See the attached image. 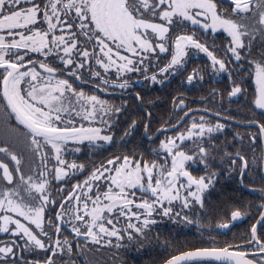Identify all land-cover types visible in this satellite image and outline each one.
Masks as SVG:
<instances>
[{
	"label": "snow or ice",
	"instance_id": "6c2138e0",
	"mask_svg": "<svg viewBox=\"0 0 264 264\" xmlns=\"http://www.w3.org/2000/svg\"><path fill=\"white\" fill-rule=\"evenodd\" d=\"M177 76L221 86L161 107ZM0 237V264H264V0H0Z\"/></svg>",
	"mask_w": 264,
	"mask_h": 264
},
{
	"label": "flooded vegetation",
	"instance_id": "af4514ba",
	"mask_svg": "<svg viewBox=\"0 0 264 264\" xmlns=\"http://www.w3.org/2000/svg\"><path fill=\"white\" fill-rule=\"evenodd\" d=\"M220 41L217 40L216 43H219ZM201 61L196 60L194 63H199ZM180 80L181 77L177 76L174 80H172L171 84H165L163 87H158L157 89L153 90L154 95H159L162 98L163 103L161 105H165L162 107H170L171 103V94H175L176 91L184 92L188 95L190 101L193 103L199 98V96L205 94L210 88L212 87H220L221 85L217 84L214 80L205 79L202 86L196 85V86H189V88H182L180 87ZM166 98V99H165ZM243 100V97H241V100H233L231 103L232 111L228 112L227 115L229 116H236L238 120L243 121L242 119H250L251 117L249 115L244 114V109L241 107V101ZM193 103H190V107L193 106ZM229 104L226 101L225 102V108H228ZM228 122V121H226ZM233 126H238L235 124H232ZM231 127V130H235ZM231 130L227 133V135H231ZM243 130V129H241ZM235 183V181H233ZM238 191V189H237ZM248 193H244V199H248ZM245 224L248 223V221L244 222ZM162 227V226H161ZM244 227V224H238L236 228L232 230V232H229L227 236H221L220 239H228L232 236L234 232L241 231ZM194 229L191 231H186L188 233H194ZM206 235H215V233H206Z\"/></svg>",
	"mask_w": 264,
	"mask_h": 264
},
{
	"label": "trees",
	"instance_id": "16d2710c",
	"mask_svg": "<svg viewBox=\"0 0 264 264\" xmlns=\"http://www.w3.org/2000/svg\"><path fill=\"white\" fill-rule=\"evenodd\" d=\"M162 106H165V105H161V107H162ZM242 120H243V121H246V119H242ZM232 128H233V129H236L237 126H233ZM245 193H246V192H245ZM161 228H162L165 232H167V230H168V224H164V225H162ZM158 230H160V229H158ZM185 236H187L188 240L191 241L190 244H186V245H185V248H187V247H201V246H206V245H204V244H202V243L197 242V241H198V237H195V236L193 235V233H188V232H186V231L181 232L180 235H179V237H177V238L182 240ZM158 255H162V254L159 253V252H152V253H151V256H153V257H156V256H158ZM128 259H129V261H130V264H133V261H135V264H143V261L149 259V256L141 255V256H139V259L137 260V259H136V254H132L131 256L128 257ZM157 264H159V261H157Z\"/></svg>",
	"mask_w": 264,
	"mask_h": 264
},
{
	"label": "water",
	"instance_id": "95a60500",
	"mask_svg": "<svg viewBox=\"0 0 264 264\" xmlns=\"http://www.w3.org/2000/svg\"><path fill=\"white\" fill-rule=\"evenodd\" d=\"M234 124V123H233ZM235 125H237V124H235Z\"/></svg>",
	"mask_w": 264,
	"mask_h": 264
},
{
	"label": "rangeland",
	"instance_id": "374dc122",
	"mask_svg": "<svg viewBox=\"0 0 264 264\" xmlns=\"http://www.w3.org/2000/svg\"><path fill=\"white\" fill-rule=\"evenodd\" d=\"M0 238H2V237H0Z\"/></svg>",
	"mask_w": 264,
	"mask_h": 264
}]
</instances>
